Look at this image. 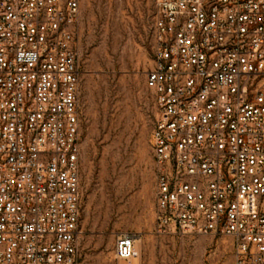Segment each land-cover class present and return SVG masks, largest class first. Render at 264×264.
Instances as JSON below:
<instances>
[{
	"label": "built area",
	"instance_id": "obj_1",
	"mask_svg": "<svg viewBox=\"0 0 264 264\" xmlns=\"http://www.w3.org/2000/svg\"><path fill=\"white\" fill-rule=\"evenodd\" d=\"M79 9L0 0V264H82ZM154 32L157 231L264 264V0H156ZM139 237L117 235L118 264Z\"/></svg>",
	"mask_w": 264,
	"mask_h": 264
},
{
	"label": "rangeland",
	"instance_id": "obj_2",
	"mask_svg": "<svg viewBox=\"0 0 264 264\" xmlns=\"http://www.w3.org/2000/svg\"><path fill=\"white\" fill-rule=\"evenodd\" d=\"M155 14L156 0H80L82 264H118L116 238L124 231L140 235L130 264H233L228 236L157 231L159 113L146 83Z\"/></svg>",
	"mask_w": 264,
	"mask_h": 264
},
{
	"label": "bare ground",
	"instance_id": "obj_3",
	"mask_svg": "<svg viewBox=\"0 0 264 264\" xmlns=\"http://www.w3.org/2000/svg\"><path fill=\"white\" fill-rule=\"evenodd\" d=\"M133 260V259H132Z\"/></svg>",
	"mask_w": 264,
	"mask_h": 264
}]
</instances>
